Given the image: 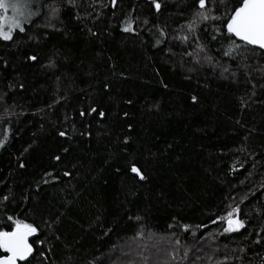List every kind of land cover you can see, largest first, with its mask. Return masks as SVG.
I'll return each mask as SVG.
<instances>
[{"label": "trees", "instance_id": "16d2710c", "mask_svg": "<svg viewBox=\"0 0 264 264\" xmlns=\"http://www.w3.org/2000/svg\"><path fill=\"white\" fill-rule=\"evenodd\" d=\"M160 3L35 0L0 39V225L44 241L20 264H264V51L217 21L190 31L193 0Z\"/></svg>", "mask_w": 264, "mask_h": 264}, {"label": "snow or ice", "instance_id": "6c2138e0", "mask_svg": "<svg viewBox=\"0 0 264 264\" xmlns=\"http://www.w3.org/2000/svg\"><path fill=\"white\" fill-rule=\"evenodd\" d=\"M55 2V0H54ZM111 5L115 7L117 0H110ZM76 0H67V4L75 6ZM155 10L159 12L161 9L160 0H151ZM195 5V10L192 14V18L187 23V28L195 32L200 24H204L209 21L220 22L222 26H215V31L220 35L224 36L225 39L231 37L239 38L244 46H256L260 49H264V0H238V6L225 11L220 15L213 14L217 11V4L224 5L225 8L228 7L226 0H193ZM35 0H0V39L11 41L14 38V33L25 32V22L32 23V17L39 16L40 11L34 10ZM51 14L53 17L58 16L59 9L55 6H50ZM11 11L12 15L9 16L8 12ZM79 18V17H78ZM144 23H148L147 20ZM134 21L129 19L127 26L124 31H135L133 28ZM49 27H54L49 24ZM183 27V26H182ZM161 35H164V30L160 29ZM96 35V33H92ZM183 41H187L189 37L187 35L179 37ZM216 37L214 36L213 39ZM198 39V37H197ZM160 43V41H157ZM201 50L204 49L203 45L199 46ZM239 47L238 45H233V50ZM225 55H230L225 53ZM29 61H37L38 57L36 55H31L26 58ZM207 60L211 62L212 58L209 56ZM5 64L7 62L5 61ZM50 66H55L54 62ZM227 71V69H225ZM264 73V69H260ZM23 88V84L20 85ZM167 87V85H165ZM193 102L198 100L197 96L191 97ZM129 104L132 103L131 100L128 101ZM96 113L99 117L103 118L105 112L98 110L96 107L89 108L88 112L81 110L79 112L80 116L90 115ZM125 116L128 113H124ZM131 127V125H129ZM60 136H65L67 133L60 132ZM91 135V133H88ZM127 141V138H125ZM5 141L0 140V147L4 145ZM64 151H67L65 149ZM56 160H60V157H55ZM23 167V165H21ZM129 170L131 173L135 174L140 180H145L147 177L144 175L141 167H138L136 163L130 162ZM65 175H69L66 173ZM4 201L9 200V196H3ZM240 209L237 207L233 209L232 212L228 213L227 224L228 227L224 229L225 232L238 231L245 228V221L239 219L238 213ZM6 219L12 223L7 227L0 225V264H19L20 261H29L30 257L34 254V243L43 244V240H37L30 242L29 238L36 234L39 229L32 223L27 222L19 218L14 219L12 216H7ZM221 219H224L221 217ZM10 228L11 230H8ZM189 225H184L185 231L189 230ZM259 241H257L258 243ZM179 244V241H176ZM41 255H44L41 252ZM175 256V253H173ZM186 256V253H185ZM182 259L185 257H181Z\"/></svg>", "mask_w": 264, "mask_h": 264}, {"label": "water", "instance_id": "95a60500", "mask_svg": "<svg viewBox=\"0 0 264 264\" xmlns=\"http://www.w3.org/2000/svg\"><path fill=\"white\" fill-rule=\"evenodd\" d=\"M237 39H239V38H237ZM254 47H256V46H254ZM257 48H258V47H257ZM259 49H260V48H259ZM261 50L264 51V49H261ZM32 238H33V236L29 238L30 242H31ZM30 258H31V257H30ZM21 262H22V261H20L19 264H20Z\"/></svg>", "mask_w": 264, "mask_h": 264}, {"label": "rangeland", "instance_id": "374dc122", "mask_svg": "<svg viewBox=\"0 0 264 264\" xmlns=\"http://www.w3.org/2000/svg\"><path fill=\"white\" fill-rule=\"evenodd\" d=\"M8 15H9V16H11V15H12L11 11H9V12H8ZM26 23H27V22H25V24H26Z\"/></svg>", "mask_w": 264, "mask_h": 264}, {"label": "bare ground", "instance_id": "6f19581e", "mask_svg": "<svg viewBox=\"0 0 264 264\" xmlns=\"http://www.w3.org/2000/svg\"><path fill=\"white\" fill-rule=\"evenodd\" d=\"M254 47V46H253ZM257 48V47H256Z\"/></svg>", "mask_w": 264, "mask_h": 264}]
</instances>
